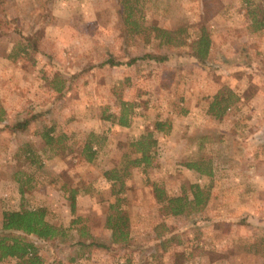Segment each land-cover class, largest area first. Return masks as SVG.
Segmentation results:
<instances>
[{"label":"rangeland","instance_id":"rangeland-1","mask_svg":"<svg viewBox=\"0 0 264 264\" xmlns=\"http://www.w3.org/2000/svg\"><path fill=\"white\" fill-rule=\"evenodd\" d=\"M143 7L164 27L192 26L190 35L204 24L212 40L208 60L197 62L186 46L155 50V42L124 39L116 0H2L0 231L3 211L45 207L64 236H25L43 264H263L254 246L264 237V27L253 30L252 11L259 18L264 0H146ZM21 34L31 35L37 51L14 60L9 55ZM145 52L168 57L127 62ZM55 72L67 80L61 94L49 81ZM227 89L239 100L221 118L208 114L212 97ZM121 101L131 104L128 126L103 119L119 114ZM157 119L171 129L155 133L157 164L133 168L125 179L121 206L130 242L112 244L105 218L114 198L102 172L119 165L125 139ZM22 121L25 128H12ZM44 126L65 133V147L45 145ZM90 132L101 146L86 162L80 145ZM25 144L35 153L32 164L21 153ZM187 162L211 166L212 174ZM63 182L93 183L76 195L74 213ZM154 183L170 196L189 193L195 183L208 188L209 199L201 211L168 215L154 198ZM82 225L86 234L79 236Z\"/></svg>","mask_w":264,"mask_h":264},{"label":"trees","instance_id":"trees-1","mask_svg":"<svg viewBox=\"0 0 264 264\" xmlns=\"http://www.w3.org/2000/svg\"><path fill=\"white\" fill-rule=\"evenodd\" d=\"M146 0H116L118 4V17L121 22V34L124 39L132 40L134 43L151 44L155 42V50H160L163 47L166 49H175L186 46L187 53L190 57L199 63H204L210 57L212 40L207 27L202 23H197L195 26L197 31L195 35L188 33L189 25H181L176 28H167L160 25L155 20H149L143 4ZM2 0H0V5ZM4 11V9H2ZM252 11V26L253 30H260L264 27V12L259 18ZM133 43V44H134ZM162 47V48H161ZM31 51H37L36 42L31 35H20V39L15 40L9 57L18 59L27 57ZM108 57V56H107ZM168 52L155 53L145 52L142 55L131 57L127 62L134 63L137 60H149L157 63H164L167 60ZM112 66H117V61H104ZM51 88L55 92L61 94L65 90L67 80L58 72L53 73L51 79ZM239 100L238 95L231 89L218 91L209 102L207 113L215 118H221L226 110ZM131 104L125 101L120 102L119 114L110 113L105 115L103 119L109 120L112 124L120 126H128V114L131 113ZM26 121L16 122L13 124V129H23L26 127ZM171 129V122L167 119L156 120L153 122L152 129H147L141 134L125 139L121 160L118 166L110 167L102 172L103 177L109 182L110 192L114 200L108 205V213L105 218V226L110 230V241L112 244H118L126 247L130 242L129 231V216L122 208L123 200L122 193L126 189L125 179L130 175L133 168L142 167L146 170L157 164V147L158 140L155 136L156 132L166 134ZM53 126H44L39 136L44 141L45 145L50 148L65 147L63 141L66 139V134L62 132L55 133ZM100 137L90 132L85 137L80 145V155L86 162H92L97 155ZM22 155L27 159H32L30 164L34 162L35 153L28 144L20 148ZM36 162V161H35ZM40 165V163H39ZM41 166V165H40ZM185 166L189 169H194L201 174L211 175L212 167L203 168L201 163L187 162ZM31 177H27V189L32 187L29 185ZM17 181H21L16 178ZM26 182L21 183L20 192L23 193V186ZM29 183V184H28ZM69 183L63 182L61 189L69 191L70 210L75 212V198L77 194L88 193L93 188V183L74 184L66 188ZM189 193L180 195H168L163 187L157 183L153 184V195L160 208L168 215H185L191 212L201 211L208 199L209 190L198 184H190ZM191 196V197H190ZM46 208H22L19 210L3 211L0 231V260L5 258L15 259L14 264H43V260L39 255L37 245L26 239V235H33L39 240L55 239L58 236L63 237L64 232L61 228L51 223L46 218ZM75 219L73 222H76ZM82 225L78 229V235L84 236L85 229ZM18 232L20 234H13ZM79 244L81 241L78 240ZM258 246H254L261 254L264 264V237L255 241Z\"/></svg>","mask_w":264,"mask_h":264}]
</instances>
